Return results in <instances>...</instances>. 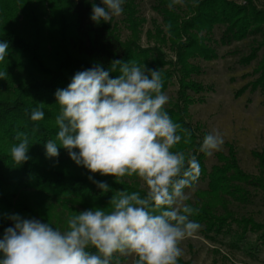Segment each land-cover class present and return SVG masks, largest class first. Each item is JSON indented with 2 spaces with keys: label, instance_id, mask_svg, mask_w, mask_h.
<instances>
[{
  "label": "trees",
  "instance_id": "obj_1",
  "mask_svg": "<svg viewBox=\"0 0 264 264\" xmlns=\"http://www.w3.org/2000/svg\"><path fill=\"white\" fill-rule=\"evenodd\" d=\"M158 1L166 27L173 28L169 32L179 39L173 50L176 63L171 64V70L161 72L164 93L173 77L180 85L176 104L165 109L175 123L192 133L189 144H184L182 138L173 150L195 155L200 163L201 175L193 189L186 192L195 190L200 182L207 183V189L198 190L195 201L188 202L199 209L190 219L200 225L198 232L210 242L231 238V246L239 249L249 234H257V242L263 243L264 225L252 218L236 217L229 202L251 203L248 188L264 194V154L253 153L259 163L257 177L242 171L237 151L230 145L228 155L217 154L218 164L209 170V156L199 152L205 135L199 136L200 129L191 123L189 107L196 102L194 96L206 92L197 81L203 72L195 62L217 60V44L230 47L249 39L250 54L241 58L240 64L249 67L257 62V78L237 97L249 90L264 96V8L258 7L256 0H247L244 5L235 0H191L189 18L173 23L168 12L171 0ZM93 4L91 0H0V42L9 43V54L0 62V72H7L0 78V238L6 228L14 226L9 219L13 214L49 222L63 230L69 216L107 208L118 190L143 194L138 178L125 177L123 183H116L112 176L93 174L78 166L63 147H59L58 157L46 155V141L55 140L58 132L55 93L67 88L76 73L96 65L107 70L115 60L135 62L151 70L166 67L162 50L158 51L162 59L153 69L140 57L138 48L120 41L110 23L93 21ZM133 9V4L124 8L130 18ZM217 28L222 30L219 42L214 40ZM118 75L111 72L110 78ZM37 107L45 117L34 122L30 117ZM17 131L29 135V159L19 165L10 155V148L18 143ZM94 181L107 183L109 191L103 192Z\"/></svg>",
  "mask_w": 264,
  "mask_h": 264
},
{
  "label": "clouds",
  "instance_id": "obj_2",
  "mask_svg": "<svg viewBox=\"0 0 264 264\" xmlns=\"http://www.w3.org/2000/svg\"><path fill=\"white\" fill-rule=\"evenodd\" d=\"M182 2L171 0L168 7ZM101 3L92 6L97 23L124 11V0ZM8 49L7 41L0 42V62ZM111 72L118 77L110 78ZM6 75L0 72V78ZM163 86L160 70L115 60L107 70L96 65L76 73L67 88L56 91L58 132L46 141V155L58 157L63 147L93 174L112 176L116 183L138 178L143 194L118 190L107 208L71 215L63 230L13 214L14 226L0 238V264H121V257H134L133 264H178L183 241L200 228L190 219L199 209L186 203V189H193L201 168L195 155L173 150L182 138L189 144L192 133L166 111L169 97ZM44 117L37 107L30 118ZM15 140L10 155L19 165L29 159V135L17 131ZM223 145V136L213 131L204 136L199 152L211 156ZM95 183L103 192L110 189L105 182Z\"/></svg>",
  "mask_w": 264,
  "mask_h": 264
},
{
  "label": "rangeland",
  "instance_id": "obj_3",
  "mask_svg": "<svg viewBox=\"0 0 264 264\" xmlns=\"http://www.w3.org/2000/svg\"><path fill=\"white\" fill-rule=\"evenodd\" d=\"M244 5L247 0H235ZM97 6H103L101 0H91ZM132 2V3H131ZM258 7L264 8V0H256ZM133 4L134 9L119 17H114L111 24L115 35L124 45H128L140 53L143 61L157 68L162 50L165 65L160 72L171 70V64L176 63L174 49L179 39L171 35L165 18L159 9L158 0H124L123 8ZM191 0H183L174 5L168 12L173 23H181L189 18ZM132 18L134 20L132 21ZM131 21V23H130ZM174 26V25H173ZM176 26V24H175ZM222 30H215L214 40L219 42ZM218 59L212 62L198 60L195 62L203 72L197 81L205 86L204 94L194 96L196 102L189 107L191 123L200 129L199 136L218 131L224 138V145L218 152L209 156L206 164L210 170L218 164L217 154L228 155V146H233L242 171L250 176H259V163L253 153L264 154V96L260 91L253 93L250 90L242 96L237 94L257 77L254 75L257 62L245 67L240 64L241 58L250 54L252 39L235 43L230 47L217 44ZM142 52H146L143 54ZM180 85L173 77L165 94L169 102L165 108L176 104ZM199 102H198V101ZM140 185L143 189L142 182ZM207 183L200 182L195 190H188V202H194L198 190H206ZM251 203L243 205L238 202H229V209L238 218H252L258 224L264 225V194L253 188H248ZM235 228V226H234ZM257 234H249L248 239L239 249L231 246V238L220 239V242H210L197 231L193 236L185 239L181 245L184 255L178 264H264V242L258 243ZM121 264H133L134 257H121Z\"/></svg>",
  "mask_w": 264,
  "mask_h": 264
}]
</instances>
